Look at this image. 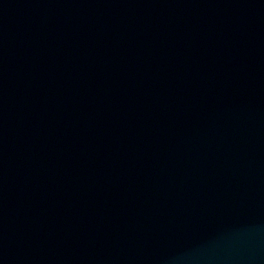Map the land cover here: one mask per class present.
Instances as JSON below:
<instances>
[{
	"label": "water",
	"instance_id": "water-1",
	"mask_svg": "<svg viewBox=\"0 0 264 264\" xmlns=\"http://www.w3.org/2000/svg\"><path fill=\"white\" fill-rule=\"evenodd\" d=\"M0 264H264V0H0Z\"/></svg>",
	"mask_w": 264,
	"mask_h": 264
}]
</instances>
